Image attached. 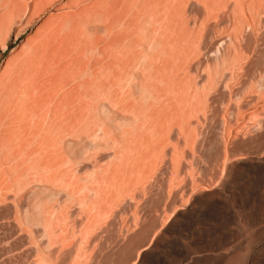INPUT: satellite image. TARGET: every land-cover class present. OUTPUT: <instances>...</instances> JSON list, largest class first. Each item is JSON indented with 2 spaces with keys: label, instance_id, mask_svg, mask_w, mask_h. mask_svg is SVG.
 <instances>
[{
  "label": "bare ground",
  "instance_id": "obj_1",
  "mask_svg": "<svg viewBox=\"0 0 264 264\" xmlns=\"http://www.w3.org/2000/svg\"><path fill=\"white\" fill-rule=\"evenodd\" d=\"M55 1L63 0H0V51L14 24L18 36ZM78 4L59 3L0 71V202L16 207L20 224L27 207L38 208L40 226L22 238L34 242L31 264H99L116 238L109 225L118 221L105 226L104 239L94 226L112 207H132L149 176H157V190L182 180L189 193L204 144L220 150L222 134L251 133L247 141L230 140L227 159L241 144L264 145V78L254 81L246 71L248 37L264 32V0H92L74 9ZM98 39L106 40L103 47ZM241 162L264 168V157ZM194 198L197 205L170 230L188 231L197 217L221 208L210 193ZM127 217L139 222L134 212ZM162 244L189 261H168ZM197 245L153 239L139 264L203 257L249 264L248 247L218 243L215 254Z\"/></svg>",
  "mask_w": 264,
  "mask_h": 264
},
{
  "label": "rangeland",
  "instance_id": "obj_2",
  "mask_svg": "<svg viewBox=\"0 0 264 264\" xmlns=\"http://www.w3.org/2000/svg\"><path fill=\"white\" fill-rule=\"evenodd\" d=\"M66 1L68 0L55 1L49 4L44 11L39 12L35 18H33L29 28L18 36V24L12 26L7 33V48L5 51H0V71L4 68L3 65L15 52L20 50L28 40L35 38L38 30L43 26L47 18L51 14L57 13L58 8H60L59 3L62 4ZM91 2L92 0H79L80 4L74 9H79ZM97 30L99 35L104 34L100 29ZM33 34L35 36H33ZM55 37L57 40L60 39L57 32H55L52 39ZM247 41L249 50L247 52L246 71L252 76L254 81H258L264 78V32H259V34L251 33ZM105 43V39H98L96 42L99 47H103ZM80 61L82 63L86 62L82 53L80 54ZM93 62L94 60L91 61V63ZM109 110L110 107L108 103H102L100 107L102 116L107 118ZM236 135L239 136L241 140L244 139L247 141L251 138V133L239 131L234 132L231 138L226 133L222 134L225 141L220 147V150L219 147L214 144L213 146L204 144L203 153L206 155L204 156V158L206 157V161L202 158V163L198 166L195 165L192 187L189 193L183 192L182 180L173 187L165 185L162 189L157 190V176L152 174L139 184L141 195L131 200L132 207H112L106 217L94 226L92 230L93 233L98 234L101 239L106 238L110 230H114L116 236L113 240L114 242L110 241L105 245L99 264H133L137 262V259V264H139L142 257V254L139 252L153 239L155 244H161L164 239L173 240L174 238H179L185 244L192 241L200 242L202 245H197L198 250L209 248L213 249L214 251L212 250V253L215 254L219 252L217 249L218 243L225 244L226 248L231 249L239 246L247 250L248 247L249 264H264V168H247L241 162L242 160L252 161L254 157L263 158L264 145H260V143L256 141L241 144L237 151L238 155L234 158L227 159L225 147L230 144ZM208 136L209 139L212 138L213 133L209 132ZM83 147L84 146H81L79 149ZM210 147L211 149H209ZM152 185L155 186L151 188ZM206 193H210L219 201V207L221 208H217L208 214L197 217L192 223L191 229L188 231L187 229L179 231L175 229L170 230L172 223L179 219L180 213H187L190 208L197 205L194 197H202ZM127 197L130 198L131 195L129 194ZM148 198L150 200H148ZM130 199H132V197ZM143 204L145 205L143 206ZM27 208L31 212L23 213L24 223L20 224L17 218L16 207H5V203L0 202L1 264H28L35 258V254L28 257V253L34 244L33 240L30 238L28 241L23 242L22 238L28 234V229H36L40 226L39 214L37 212L38 208ZM133 212L139 219V222L134 221L129 224L127 222V215H131ZM172 215L174 216L171 218ZM111 219L118 221L115 226L109 225ZM164 224L166 226H164ZM13 225L16 226L14 230L11 229ZM108 225L109 231H106L105 226L107 227ZM8 226L9 228H7ZM154 236L155 238H153ZM208 242L210 243L206 245ZM96 244L100 245V239L96 241ZM159 249L161 250L160 254L168 261L177 259H181L184 263L189 261L188 259L186 260L185 255H179L163 244ZM18 256L22 258H18ZM215 260L217 262H215ZM194 264L226 263L216 258L203 257ZM231 264L244 263L243 259H236Z\"/></svg>",
  "mask_w": 264,
  "mask_h": 264
}]
</instances>
